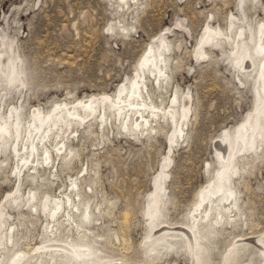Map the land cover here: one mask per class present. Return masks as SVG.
<instances>
[{
	"label": "rangeland",
	"instance_id": "rangeland-1",
	"mask_svg": "<svg viewBox=\"0 0 264 264\" xmlns=\"http://www.w3.org/2000/svg\"><path fill=\"white\" fill-rule=\"evenodd\" d=\"M263 8L264 0H0V38L14 44L24 82L8 86L1 78L0 116L18 107L25 123L37 107L47 112L62 100L73 103L89 95H112L120 83L127 84L134 77L137 61L150 46L159 45L160 38L166 43L163 70L168 77L158 88L150 75L144 94L166 109L176 92L189 95L184 133L177 135L171 150L169 119H158L153 131H131L114 119L108 105L96 104L101 111L98 117L86 123L72 121L69 142L78 159L61 165L57 177L47 172L35 181L23 180V198L33 189L38 197L44 192L59 195L70 190V181L76 179L83 202L90 205L88 241L111 261L105 264H191L181 240L174 250L146 251L149 193L169 157L162 194L166 209L161 207L159 220L187 221L197 193L219 166L216 137L251 111L255 85L252 76L243 77L232 66L228 42L215 38L205 45L204 58L195 56V46L207 24L226 33L231 19L234 30L245 28L244 41L252 45L250 32L264 22ZM228 32L237 41L235 31ZM103 109L106 123L101 122ZM77 112L84 114L80 107ZM260 151L247 168L237 163L239 175L232 182L240 209L249 217L248 225L224 224L216 239H208V264H221L233 237L264 232V152ZM14 165L8 151L0 154L5 226L21 221L18 238L28 230L32 245H38L45 217L11 203L8 194L16 187ZM74 231L70 232L73 236ZM10 249L3 253L5 258L15 248ZM237 262L260 264L261 257L250 248L237 254Z\"/></svg>",
	"mask_w": 264,
	"mask_h": 264
},
{
	"label": "bare ground",
	"instance_id": "bare-ground-1",
	"mask_svg": "<svg viewBox=\"0 0 264 264\" xmlns=\"http://www.w3.org/2000/svg\"><path fill=\"white\" fill-rule=\"evenodd\" d=\"M228 28L230 32L235 31L234 38L237 36V41L227 34ZM245 31L244 27L234 30L232 19L228 22L226 33L207 24L195 46L194 53L199 58H204L205 45H209L215 38L232 46V66L243 77L254 78L253 108L231 130L224 129L216 137L214 152L219 166L212 179L197 193L188 212L187 221L182 224L159 220L161 207L166 209L162 194L170 158L164 159L154 182V190L149 193L145 210L148 231L143 241L147 245V252H154L157 247L174 250L177 242L181 240L185 244L191 264H208L205 262L208 239H216V234L224 224L248 223L249 217L246 218L240 209L239 193L232 182L233 176L239 175L237 163L247 168L251 164L250 159L260 155V149L261 153L264 152V22H259L256 30L250 32L252 45L244 41ZM165 48L166 43L161 38L160 44L155 48L150 46L137 61L134 77L127 84L120 83L112 95L106 93L89 95L73 103L62 100L55 103L47 112L37 107L32 110L31 120L25 123L21 119L18 107L13 106L7 116H0V154L8 151L15 159L13 176L16 187L11 191L12 194L11 192L8 194L11 203L16 206L22 204L23 208L26 206L33 213H38L39 216L41 213L45 217L41 241L38 245H32L27 228L24 235L18 238L16 231L22 229L19 228L22 225L21 221L18 225L5 226L7 213L0 207V264L109 263L110 260L101 256L98 249L88 241L90 205L88 201L83 202L80 184L75 178L70 181V190L61 191L59 195H48L44 192L38 197L33 189L28 190L25 199L21 194V182L35 181L42 177L41 173L47 172L57 177L61 165L66 167L73 158L78 159L79 154L70 147L69 142L72 139L70 138L73 132L70 130L72 121L86 123L90 118L98 117L101 111L96 104L102 105L103 108L104 105H108L113 111L111 115L114 119L131 131L147 129L153 131L155 129L153 124L158 119H169L173 125V132L169 136L171 150L172 145L177 143V135L182 137L184 133L190 109L189 95L183 93L179 96L176 92L168 105L169 108L166 109L167 107H163L162 104L156 105L148 93L144 94L147 88L146 81L150 79V75L158 88L164 85L168 77L163 70ZM19 62L20 58L12 41L0 38V80L3 78L8 86L16 83L24 85ZM146 72L148 76L145 75ZM77 107L84 110L83 115L77 112ZM102 121L107 122L104 109ZM43 184L41 182V186ZM72 229L75 230V236L70 234ZM240 236L233 237V241L224 251L221 264H240L237 262V254L241 251L248 252L250 248L258 251L261 257L260 264H264V232L255 237ZM10 248L15 249L5 258L3 253L11 250ZM234 252L236 256L232 257Z\"/></svg>",
	"mask_w": 264,
	"mask_h": 264
}]
</instances>
